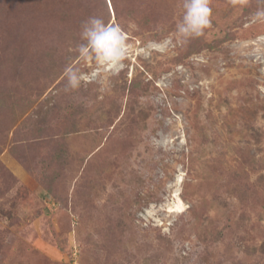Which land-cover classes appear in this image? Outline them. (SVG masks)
<instances>
[{
	"label": "rangeland",
	"instance_id": "1",
	"mask_svg": "<svg viewBox=\"0 0 264 264\" xmlns=\"http://www.w3.org/2000/svg\"><path fill=\"white\" fill-rule=\"evenodd\" d=\"M115 1L0 0V264H264V3L181 44L183 0ZM92 16L122 64L77 56Z\"/></svg>",
	"mask_w": 264,
	"mask_h": 264
},
{
	"label": "clouds",
	"instance_id": "2",
	"mask_svg": "<svg viewBox=\"0 0 264 264\" xmlns=\"http://www.w3.org/2000/svg\"><path fill=\"white\" fill-rule=\"evenodd\" d=\"M243 4L244 0H232ZM264 3V0H261ZM182 19L176 25V34L181 44L205 35L211 26V8L209 0H183ZM258 19H264V9L256 12ZM80 43L76 54L81 61H91L97 67L117 66L130 54L127 38L122 29L114 23H106L102 18L92 16L83 21L80 29ZM66 90H78L82 87L84 76L78 67L69 63L63 72Z\"/></svg>",
	"mask_w": 264,
	"mask_h": 264
},
{
	"label": "trees",
	"instance_id": "3",
	"mask_svg": "<svg viewBox=\"0 0 264 264\" xmlns=\"http://www.w3.org/2000/svg\"><path fill=\"white\" fill-rule=\"evenodd\" d=\"M109 4L111 5V8L115 11V16H116V19L119 17V13H118V5L116 3L115 0H108ZM113 3V4H112Z\"/></svg>",
	"mask_w": 264,
	"mask_h": 264
}]
</instances>
